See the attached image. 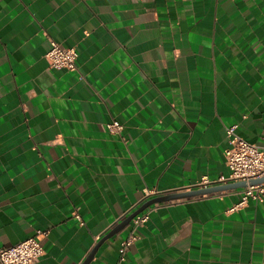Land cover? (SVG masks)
Instances as JSON below:
<instances>
[{
    "label": "crops",
    "instance_id": "1",
    "mask_svg": "<svg viewBox=\"0 0 264 264\" xmlns=\"http://www.w3.org/2000/svg\"><path fill=\"white\" fill-rule=\"evenodd\" d=\"M230 126L264 147V0H0V248L47 231L35 264H80L146 200L226 177ZM239 190L153 203L87 264H264Z\"/></svg>",
    "mask_w": 264,
    "mask_h": 264
},
{
    "label": "built area",
    "instance_id": "2",
    "mask_svg": "<svg viewBox=\"0 0 264 264\" xmlns=\"http://www.w3.org/2000/svg\"><path fill=\"white\" fill-rule=\"evenodd\" d=\"M44 56L49 66L54 69L76 70L77 50L73 46H63L55 40H50V47ZM106 128L111 132H118L121 126L113 122L106 124ZM234 129V126L226 128L227 146L223 150L228 175L220 177L216 182L243 181L246 183L238 191L239 201L231 209L240 207L249 200L264 201V182L254 185L248 184L250 179L264 176V147H259L245 140L236 134ZM209 183L206 178H202L199 186H206ZM76 217L78 216L76 215ZM147 219L148 212L145 211L138 213L131 219L132 230L120 243L121 257L136 239L135 229ZM46 233L47 231L37 230L33 235L15 244L0 248V264H35L43 254L39 241Z\"/></svg>",
    "mask_w": 264,
    "mask_h": 264
},
{
    "label": "water",
    "instance_id": "3",
    "mask_svg": "<svg viewBox=\"0 0 264 264\" xmlns=\"http://www.w3.org/2000/svg\"><path fill=\"white\" fill-rule=\"evenodd\" d=\"M261 182H264V176H261L258 178H252L248 181V184L254 185L257 183H261ZM245 185L246 183L243 181L229 182V183L218 182L212 186H198L194 190H187V191H180V192L179 191L178 192H168V193H163L159 196L152 197L146 200L139 207H137L133 212H131L126 217H124L120 222H117L110 230H108L106 234H104L103 237L100 239V241L96 244L94 249L86 256V258L80 264H87L89 260L92 258V255L94 254L96 247L101 243V241H103L104 239L110 237L111 235L119 231L123 226L128 224L135 215L142 212L144 209H146L148 206H150L153 203L165 202V201H169L173 199L186 198V197H192V196H197V195H206L210 193L222 192L226 190L242 188Z\"/></svg>",
    "mask_w": 264,
    "mask_h": 264
}]
</instances>
